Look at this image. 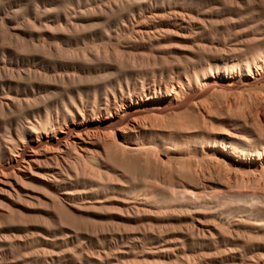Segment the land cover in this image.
Listing matches in <instances>:
<instances>
[{"label":"bare ground","instance_id":"1","mask_svg":"<svg viewBox=\"0 0 264 264\" xmlns=\"http://www.w3.org/2000/svg\"><path fill=\"white\" fill-rule=\"evenodd\" d=\"M7 3L12 1L0 0V264H13V258L21 264H91V260L110 264L104 250L126 246L118 244L117 237L115 243L107 242L106 235H97L96 227L93 246L82 247L80 253L72 250L74 240L68 232L60 243L50 241L48 233L37 237L31 232L38 239L24 235L34 223H40V228L54 223L77 228L84 210H104L107 215L113 211L121 213L120 217L145 220L150 229H143L150 241L132 245L141 249L160 243L164 233L157 226L176 217V212L190 219L197 212L212 216V228L196 226L195 219L181 229L182 236L201 251L226 254L225 235L264 238V131L259 129L264 124V38L245 49L232 50L214 47L212 40H195L192 27L198 11L175 2L139 6L137 12L116 2L103 6L87 3L72 11L63 4L56 22L35 26L34 21L31 26L28 18L31 27L13 36L14 17L2 14ZM95 27L100 29L90 30ZM97 34L104 45L101 55L92 39ZM87 37L86 46L72 49ZM4 42L8 47L11 43L13 50L3 48ZM5 52L12 57L14 68H7ZM38 52L46 57L52 72L64 75H47L37 68L21 72V55ZM158 75L165 79H157ZM22 76L27 82L20 93ZM254 88L259 93L249 95L247 91ZM237 91L248 96L241 102L230 98ZM215 96L223 99L216 101ZM243 105L250 109L240 111ZM253 112L255 121L263 122L258 127ZM173 162L181 170H174L176 174L167 167L171 163L177 168ZM220 167L226 172L221 173ZM232 175L251 185H245L248 190L257 185V191L245 192L243 185L244 192H239V179L234 181V190L233 183L227 182ZM155 180H160L159 185ZM225 202L236 203L234 211L227 213H240L239 219L229 222L214 214ZM240 224H244L243 230ZM105 227L99 229L103 232ZM36 246L42 247L37 248L41 254ZM64 248L72 251L66 261L61 252ZM130 249L117 252L136 251ZM173 250L162 246L158 253L169 258L174 256Z\"/></svg>","mask_w":264,"mask_h":264},{"label":"rangeland","instance_id":"2","mask_svg":"<svg viewBox=\"0 0 264 264\" xmlns=\"http://www.w3.org/2000/svg\"><path fill=\"white\" fill-rule=\"evenodd\" d=\"M5 1H7V0H5ZM11 1H12V3H10V4L7 3L5 5V7L3 8L2 14L3 15H10V16L13 15V17H14L13 18V31L10 32V33H13V36L16 35V34H19L21 31H24V30L27 31L28 28H30L35 23H36L35 26L36 25L38 26V22H39V24L42 23V22L44 24L47 23V22H56L58 20L57 14L62 12V9L61 8H62V5L63 4H68L70 8L72 7V9H69V11H72V10H77L78 9L77 8L78 6H83L84 4H87V3L88 4H91V6H93V5L94 6H97V5L98 6H103V5H108L109 2L111 4L116 2V3L120 4L121 6H123L126 9H132L135 12H137V11H139V6H142V7L144 6L145 7L146 5H160V4H168V3H174L175 2V3H178V4L188 5L190 7L192 6L196 11H198L197 14H195V15H196V17H197V19L199 21L197 20V22L193 23L194 24L193 27H192L193 29L191 28L192 31L195 32V34H194L195 37H193L195 40H202V41L212 40V42H213L211 44L212 46H214V47H223L224 46L226 49L232 50V49H237V48L245 49V47H247L249 44L254 43V41L256 39L264 38V0H198V1L197 0L196 1H193V0H177L176 1V0H174V2L172 0H128V1L127 0H11ZM209 2H211V4L208 5ZM228 2H230V3H228ZM52 7H54V8H52ZM73 7H75V9ZM47 9L48 10L49 9H53V10L52 11H47ZM7 10H9V11H7ZM2 14H1V16H2ZM28 18H29L28 21H30V19H31V23H32V24L30 23L31 26H29V22L27 21ZM34 21H35V23H34ZM25 24H26V26L27 25L28 26L26 27ZM22 25H23V27H19V26H22ZM15 26H16L17 29L15 28ZM21 28H24V29H21ZM111 28L114 29V27H111ZM99 29H100L99 27H95L94 29L91 28L90 30L91 31H94V30H97L98 31ZM85 30H84L85 33H89L90 32V30L87 29V28ZM208 34L211 35L212 37L209 36ZM96 36H93V38L92 37L91 38L93 40H96L94 43L95 44L97 43L96 45H97V48L99 49V54L101 55L102 54V51L101 50H103L102 47H104V45H103L102 39L98 36V34ZM207 36H209L208 39H207ZM222 36H224V37H222ZM8 37H9V35L6 36L7 39H9ZM88 38L90 39V37H87L86 39H83L85 41L80 40L76 44H73L72 45L73 47L71 46L72 49L75 47L74 48L75 50H78V49L80 50V48H83L84 46H86L85 44L89 40ZM236 39H238V41ZM7 41L8 40H6V42ZM235 41H236V43H235ZM57 44L58 45L60 44V46H63V48L65 47L64 49L67 48L66 45L61 44L59 41L57 42ZM2 45L4 46L3 48H6V49L9 48V49H12L13 50V47H11V43H10V47L11 48L8 47V45H9L8 43H5L4 42ZM6 53H8V52H5V55H6V66H7V68H9V67L11 68L10 65L13 66V64H11L10 59L12 57H10ZM21 56L24 58V62L19 63V66H20L19 69L20 70H21V68L23 70L24 69L27 70V69H30L31 68V70L33 71V70H36V68H37V71L40 70L41 72H46L47 75H50V74H54V75L59 74V75H62V73H63L62 71H58L59 73L52 72L49 69V67H50L49 65L50 64L48 63V60L46 59V57L43 54L41 55L40 52H38L35 55H30V54L25 55V54H23ZM12 68H14V66ZM23 70H21V72L25 73V70L24 71ZM63 75H64V73H63ZM161 77L158 75L156 78L157 79H160L161 78V80L165 79V75L164 76L162 75ZM22 78L23 79L18 80L20 82V87L18 88L20 93L22 92L23 88L25 87L24 86L26 84L25 82H27V81L24 80V78L26 79V76H22ZM14 80H17V79L15 78ZM260 85L261 84L259 83L258 86H260ZM252 92L258 94L259 93V89L258 88H254V90L253 89H250V91H247V93L249 95L252 94ZM247 93L246 92H242V94H238V91H237L236 94L234 93L233 95H231L232 97L230 95H227L226 97L229 99V96H230V98H232L234 100H237L238 99L237 101L241 102L242 101L241 99L243 97L245 98V97L248 96ZM214 99L216 101H218V100L221 99V97L215 96ZM238 104H240V103H238ZM238 107L235 110H238L239 111ZM240 107H243V110L241 108L240 111H244L247 108L250 109V107H248V106L245 107L244 105L243 106H240ZM249 109H247L246 111H248ZM254 116H256V115L253 112V117ZM258 118L260 119V116ZM255 119H256V117L253 118L254 121H255ZM257 121H258V119H257ZM261 122H262V120H261ZM261 122H259V121L256 122V123H258L256 126L258 127V125H260ZM218 123L219 122L216 123V126L220 125ZM261 124H263V122ZM260 126L261 127H259V129L261 128L260 130H263L264 131V124H263V129H262V125H260ZM166 163L168 164L167 161H166ZM166 163L163 164L165 169H166V167H165ZM171 163H170V166H167V165L166 166L169 167V168H171V170H172L171 172L173 174H176V173H174L175 172L174 170H176V169H177L178 172L181 171V170H178L179 164L173 162V165L174 166L177 164V168H175V167L171 166ZM169 168H167V169L170 172V169ZM172 168H174V169H172ZM181 168H182V171H183L184 170L183 167L180 166V169ZM222 170L223 171L220 170L221 173H225L226 172V170L224 168ZM166 172H168V171L166 170ZM180 173H182V172H180ZM233 177H234L233 175L231 177L229 176L227 178V180H228L227 182L230 183V184L233 183L231 185V188L233 186L236 187V184L239 183L237 185V187H236V189H238V190L240 188L239 192H244V191L246 192V190L247 191H251V190L254 191L256 189V187L258 189V186L255 185L254 188L252 187L251 189L248 190L247 188H249V186H251V185L248 186V184H245V185H247V188H245L246 186L244 185V183H247V182L245 180L243 181V178L241 180L240 179V176H239L237 178V180H236V178H233ZM229 178L231 180L232 179L233 180L229 182ZM238 179L241 180L243 182V184L241 183V181H238ZM235 180L238 181V182L234 185V181ZM159 181L160 180H157V181L155 180V182H157L158 185H159ZM240 183H241L242 186L239 187ZM125 184L127 185V182H124V185ZM243 185H244V187H243ZM259 185H260V183H259ZM160 186H162V184H160ZM173 187H174V189L175 188H177L179 190L181 189L180 187H178L176 185H174ZM235 187H233L234 190H235ZM231 188H229V189H231ZM229 189H227V190H229ZM233 189H231L230 191H232ZM257 189H256V191H257ZM233 191H232V193H234ZM224 192L227 193V191H224ZM228 194H231V193H229V191H228ZM235 204L236 203L230 204L229 202L221 203L218 207H216L217 209L215 210V213L214 214L217 217H221L223 219L229 220V222L234 221V220H237V219L240 218V213H234V214H233V212H232V214H228L227 213V211H234V209L236 208V205ZM49 211H50V214L51 215H54L55 214V212L52 209H49ZM98 211H100V212L99 213H95L96 212L95 210H93V212L91 211V213H89V210L81 211L79 218L82 220V224L79 226L80 228L77 226V228H79L78 230H77L76 227H75L76 228L75 229L74 226H72L70 224H66L65 225V224H60V223H54V224H51V225H48V226L46 225L47 227L43 226V224H42L41 225V228H40V225H39L40 223H38L36 225L34 223L32 225L34 227L31 226L24 235H27V233H28V235H29L30 238H34L36 236H34V237L31 236V235H33V233L31 234V232L36 233L37 237H39V234H41V233H48L50 235L49 236L50 241H53L55 243L56 242L60 243V241L63 238V236L65 235V233L68 232V233H70L71 238L74 240V247H73L74 249H72V250L73 251L75 250L74 252L80 253V250L82 249V247L84 248L85 246H88L89 248H91V245L93 246V244L95 242L94 241L95 240V236H96V234H94V233H96V231H97V233H98L97 235L102 234V233L104 235H106V239L105 240L107 242L111 240V241H113V243H115L116 242V237H117V242L119 241L118 244H122L123 243V245L126 246L125 248H127L128 246L131 247L132 250L130 249L129 252H131V251L133 252L134 250H136V251L133 252V254L132 253L123 254L121 251H124L125 248H123V249L120 248V249H117V250H114L112 248H111L112 250L110 248L109 249L106 248L104 251H105V253L107 251L108 254H109L108 256H109L110 264H112V263L113 264H117V263L118 264H124V263L125 264H133L134 262H135V264H137V263L138 264H144V263L145 264H150V263L151 264H174V263L175 264L176 263L177 264H182V263L183 264H186V262L187 263H190V264H192V262H193V264H195V262H197V264H198V262H199V264H201V262L203 264H206V263L207 264H231V263L232 264H264V238H262L261 240L260 239L257 240L255 238H250V239L247 240V238L242 237V234L239 235V236H237L236 234H233L230 237L225 235V236H223L222 239H225V243H226V246H227V249H228V251L226 252V254L220 253L221 254L220 255L219 253H216V251H214L212 249H210V250L204 249V250H202L203 253H202L201 250H198V247H197V244L196 243L191 242V241L187 240L185 237H183L184 235L181 233V229H182V226L185 225V223H188L189 221L191 222V220H193V222H194L195 219H197L194 222L196 226H201V227L203 226V228H212L213 227V224H212L213 218H212V216H207V214L206 215H204V214L202 215L201 212H197L198 214L195 213V215H193L194 216L193 219H190L188 216L186 217V215H183L185 213L182 214V213H177L176 212L174 214V216H176V215L177 216L176 217H173L169 222L163 223V224H159L158 226L157 225H153L154 226V229H157V227L160 230L163 229L162 230V233H164V234H162L163 235L162 236V239H161L160 243L157 244V245H149V244H147V245H145V247H143L144 249L143 248L141 249V247H139V246H134L135 247L134 248L132 245L135 242H146L147 243V239L150 241V238H148L149 237L148 236L149 234H147L148 233L147 232V229H150L149 228L150 226H148V228H147V225L148 224H146V221L145 220H142V221H139L138 220L137 221V220H133V217L131 219H128V217H127V215L125 213L122 214V215H126V216L120 217V216H118V214L120 215L121 213H117V212L114 213L113 211H109V213H108L109 215H107V213H105L106 211H104V210H102L103 212L101 210H98ZM112 212H113V214L111 215ZM220 212H222V213H220ZM209 213L210 212H208V214ZM91 215L94 216V217H92ZM209 215H212V214L210 213ZM184 216H185L186 220H184L185 219ZM230 216H231V218H230ZM200 220H201V222H198ZM93 221H95L96 223H94ZM137 222H138V224H135ZM88 223H90L91 224L90 226H92L91 227L92 229L90 228V226H88V228L90 230L86 226V225H88ZM120 223H122V224H120ZM202 223H204V224H202ZM98 224H99V228L102 227L101 229H103V227L106 226L104 228V231L103 232H102L101 229L98 228V226H96ZM106 224H108V225H106ZM141 224H143L145 227L143 225H142L143 226L142 227ZM205 224H208V225H205ZM37 225H39V226H37ZM131 225L133 226V228H132ZM163 225L164 226L166 225V227H165L166 230L164 229V226ZM49 226H50V228H49ZM153 226H151V227H153ZM155 226H157V227H155ZM85 227L88 229V231H87V229L85 231ZM93 227H96L95 229H97V230L94 231L95 229L93 230ZM143 228H147V229L145 230ZM239 228L243 230V228H245L244 224H240L239 225ZM49 229H50V231H49ZM61 230H62V232H61ZM74 230H76L77 232H75ZM91 230L93 231V233H92ZM174 230H175V232H174ZM82 231L83 232L85 231V233L83 234ZM107 231L109 233H107ZM118 231L121 232V233H123V234L120 235V233H118ZM78 232H80V233H78ZM125 234H126V236H128V238L125 237ZM119 235L121 236V238L119 237ZM80 236H82V238ZM137 236H139L138 240H140V241L137 240ZM144 236L146 237L145 240H143V237ZM31 240H33V239H31ZM35 240H33V241H35ZM91 240H92V244H91ZM170 240H172V241L170 242ZM174 240L175 241L176 240H179V242L178 241L175 242ZM166 241H167V244H166ZM182 241L184 243H182ZM181 244H183V246L186 247L185 249L183 248L185 252L183 251V249H182L183 246ZM174 245H176V246H174ZM162 246H164L166 249H169V250L174 249L173 250L174 251V256L169 257V258H166L162 254L158 253L159 248L161 247V249H162ZM146 247H148V248H146ZM175 247H176V250H175ZM37 248H41V250H42V247H39V246L38 247L36 246L34 249H37ZM37 250L36 251L38 252V254H41V250L40 249H37ZM45 250H49V249L46 248ZM65 250L66 251H61L62 253L65 252V253H63V255H64V259L63 260L64 261L67 260L68 256L71 255L70 252H72V251L67 252L68 251L67 249H65ZM119 250H121V251L120 252H117ZM187 250H189V251H187ZM141 252H143L144 254L141 253ZM214 252L216 253L217 257H216V255H215ZM151 253H154V254H151ZM185 253H187V254H185ZM200 253H202V255H203V257H201V258L199 257V255H201ZM207 253H209V255ZM261 253H263V255ZM147 254H148V258H147ZM181 254L182 255L184 254L182 256L183 258L180 257ZM143 255L145 256V259L146 260L144 259ZM156 255H157V257H156ZM176 255H180V256H177L176 257ZM191 256L192 257L197 256L198 258L197 257H194V260H193V258ZM210 256H212V258ZM219 256H221V257H219ZM186 257L187 258L189 257L190 259L189 258L187 259ZM206 257H208V258H206ZM122 258L123 259L125 258L127 261L125 262V259L123 260ZM221 258L225 261V262L223 261L224 263H221L220 262L221 260H219V259H221ZM254 258H255V260H254ZM117 259H119L120 261L117 260ZM261 259H262V261H261ZM121 260H123L124 262L121 261ZM153 260L154 261L157 260L156 263H154ZM171 260H173V261H171ZM181 260L183 262H181ZM138 261H140V262H138ZM163 261L165 263H163ZM179 261H180V263H179ZM91 262H92L91 264H95L96 262H98L97 264H99V261H96V260H91ZM13 264H21V262L17 258H13ZM62 264H65V263L63 262ZM76 264H85V262L84 263L83 262H81V263L78 262ZM86 264H90V263L86 262Z\"/></svg>","mask_w":264,"mask_h":264}]
</instances>
